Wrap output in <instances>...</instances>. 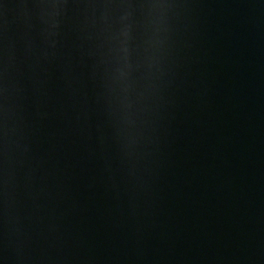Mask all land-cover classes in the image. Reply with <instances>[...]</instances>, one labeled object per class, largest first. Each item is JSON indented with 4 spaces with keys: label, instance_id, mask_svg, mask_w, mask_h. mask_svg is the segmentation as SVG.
Masks as SVG:
<instances>
[{
    "label": "water",
    "instance_id": "95a60500",
    "mask_svg": "<svg viewBox=\"0 0 264 264\" xmlns=\"http://www.w3.org/2000/svg\"><path fill=\"white\" fill-rule=\"evenodd\" d=\"M0 264H264V0H0Z\"/></svg>",
    "mask_w": 264,
    "mask_h": 264
}]
</instances>
